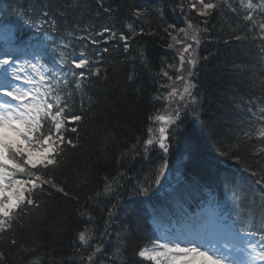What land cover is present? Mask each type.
<instances>
[{
    "label": "snow or ice",
    "instance_id": "obj_1",
    "mask_svg": "<svg viewBox=\"0 0 264 264\" xmlns=\"http://www.w3.org/2000/svg\"><path fill=\"white\" fill-rule=\"evenodd\" d=\"M174 3L170 11L180 14L182 26L167 22L162 7L154 13L137 8L133 13L135 26L126 23V32L109 26L97 30L93 26L81 29L80 35L69 31L63 38H53L57 24L47 10L41 12L38 21L25 10L20 14L22 26L43 34L46 43H24L16 38L11 26L0 25L6 37L0 44V264L13 254L20 259L31 256L27 264H41L36 249L27 242L34 233L33 218L46 219L48 201L56 195L79 203L67 190L68 177L73 174L68 153L84 147L81 133L86 119V90L91 89L93 77L101 78L104 53L109 49L93 52L82 45L79 51H69L72 40L68 37L91 46L118 41L116 47L122 46L123 52L129 53L136 38L145 36L164 40V55L157 57L160 63L154 76L155 110L148 117L143 136L120 151L115 175H105L102 189L89 197L117 196V204L106 209L104 230L97 235L92 213L77 210L82 226L75 231L73 251L79 264H101L102 260L105 264H128L129 229L122 228L116 234V246L110 254L105 247L106 241L112 240L108 225L117 211L123 210L118 199L122 180L129 184L135 181L132 194L139 199L133 202V211L146 221L151 219L154 225L146 241L131 249L134 264H264V166L260 164L264 160V95H248L238 98V104L233 102L234 111L242 109L247 119L239 126L235 146L223 153L240 165L245 163L242 149L253 158L254 166L242 167L256 186L251 197L236 178L225 177L218 188L204 193L193 208L185 196L187 178L180 171L185 167L184 156L190 161L197 152L195 142L187 138L182 126L189 118L196 123L202 116L198 71L209 59L208 55H200L201 44L211 35L209 18L226 9L238 21L245 22L246 31L258 26L264 41V18L259 22L254 18L257 12L264 14V0H237L235 6L227 0H223V5L221 0ZM150 14L157 17L155 25L145 19ZM230 35L231 40L223 41L225 45L247 39L235 29ZM58 39L64 42L57 43ZM50 54L54 55L46 59ZM137 59L145 67L151 63L143 49H138ZM260 60L264 62V46L260 48ZM127 79L135 81V65ZM261 88L264 89V82ZM87 100L90 111L94 104L90 96ZM181 141L184 150L175 169L177 175L169 157L174 144ZM137 158L158 159L159 164L140 174L142 179L128 175L134 164L127 171H120L124 162ZM64 169L69 171L62 176ZM89 175L75 169V179L81 187L87 185ZM249 207L252 211H248Z\"/></svg>",
    "mask_w": 264,
    "mask_h": 264
},
{
    "label": "trees",
    "instance_id": "obj_2",
    "mask_svg": "<svg viewBox=\"0 0 264 264\" xmlns=\"http://www.w3.org/2000/svg\"><path fill=\"white\" fill-rule=\"evenodd\" d=\"M234 6L237 0H227ZM256 2V0H254ZM223 5V0H221ZM164 8L167 22H176L182 26L180 14L173 13L174 0H0V25H9L13 28L18 40H31L35 43L45 42L43 34L22 26L20 14L27 10L39 20L42 11L47 10L51 18L56 20L57 30L52 33L53 38L59 35L67 37L69 31L81 34V29H100L109 26L117 31H125L126 23H134L133 13L137 8L148 9L154 13L156 8ZM110 9V11H105ZM254 18L259 22L264 14L257 12ZM155 25L158 20L154 14L145 18ZM195 23V21H194ZM242 20L238 21L233 14L224 10L219 15L209 18L207 27L211 35L201 44L200 55H208L209 59L203 63L198 71V78L203 93L202 116L199 122L193 123L191 118L182 128L187 130V138L192 139L197 152L192 160L184 156L185 167L180 171L187 178L185 196L194 207L202 199L204 193L210 188L216 189L225 177L236 178L245 189L251 191L256 186L251 179L242 172L243 166H254L253 158L242 149L244 165L237 164L223 153L229 146H235V137L239 134V126L245 123L247 114L241 109L234 111V101L238 104L240 97L253 95L257 98L264 95L261 82H264V62L260 60V48L264 41L260 39L261 33L257 26L252 31L244 29ZM147 27V23L144 24ZM247 36L244 41L225 45L224 40H231L232 30ZM2 30V29H0ZM72 40L69 51H79L82 45L93 52L107 47L104 53V65L100 79L92 78V87L86 90L85 113L81 133L83 148L68 153L72 163L73 174L68 177L67 190L70 196L78 198L70 200L56 195L54 200L48 201L49 212L47 218L43 216L33 218L34 233L28 236V243L36 249L41 264H79L73 249L76 247L75 231L81 227L79 210H88L95 217L97 235L104 230L106 209L117 204V196L89 199L94 192L102 189L103 177L115 175L117 171L116 159L120 151L134 142L138 136H143L149 124L148 117L154 112L152 97L156 95L157 88L154 79L158 71L159 59L164 55V40L153 37H137L132 43L129 53H124L122 46L117 48L118 41L110 43L101 42L98 46L85 45L84 42ZM58 39L57 43H63ZM138 49L145 50L151 60L148 67L141 65L137 59ZM51 55H46L47 59ZM171 54L169 53V60ZM135 65V81H129L128 75L133 72ZM236 65H239L237 68ZM106 72V76L104 73ZM91 97L94 106L88 110L87 97ZM99 101V103H95ZM79 111V108H77ZM114 134V135H113ZM259 146V145H257ZM184 142L174 144V150L169 157L170 166L174 173L180 162ZM155 153L153 157L155 158ZM206 162H210L206 163ZM134 164L133 171L128 175L142 179L140 175L149 168L158 166L159 160H141L124 162L120 171H127ZM264 166V160L260 161ZM87 165L88 167H85ZM79 168L85 175H89L86 186L81 187L75 179V169ZM69 170L61 172L63 176ZM179 174V173H175ZM135 181H133V184ZM118 199L120 209L108 225L111 241H106L105 247L110 251L115 249V236L122 228L129 229L128 264H134L131 258V249L146 241L150 235L149 229L154 228L151 220L147 221L133 211L134 201L139 199L132 194L133 184L122 180ZM256 204L259 205V193H255ZM248 211H252L249 207ZM27 256L20 259L15 254L4 261V264H27L31 259ZM101 264H105L102 260Z\"/></svg>",
    "mask_w": 264,
    "mask_h": 264
},
{
    "label": "rangeland",
    "instance_id": "obj_3",
    "mask_svg": "<svg viewBox=\"0 0 264 264\" xmlns=\"http://www.w3.org/2000/svg\"><path fill=\"white\" fill-rule=\"evenodd\" d=\"M170 179H171V177H170Z\"/></svg>",
    "mask_w": 264,
    "mask_h": 264
}]
</instances>
